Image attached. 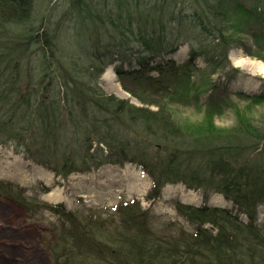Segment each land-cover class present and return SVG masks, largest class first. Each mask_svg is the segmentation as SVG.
<instances>
[{"label": "trees", "instance_id": "16d2710c", "mask_svg": "<svg viewBox=\"0 0 264 264\" xmlns=\"http://www.w3.org/2000/svg\"><path fill=\"white\" fill-rule=\"evenodd\" d=\"M69 1L83 52L62 44L70 25L51 29L34 15L33 0H0V145L64 179L135 163L151 177L149 200L181 183L202 190L204 202L174 201L176 214L193 226L188 231L174 220L155 227L139 198L79 213L29 195L11 179L0 180V197L32 218L58 216L41 237L57 264H264V126L230 97L254 105L264 103V93H228L210 79L230 65L234 47L264 60V0ZM186 43L187 60L168 57ZM200 57L210 70L198 65ZM117 60L120 82L140 105L101 87ZM203 73L199 84L194 76ZM209 91L203 121L173 117L172 105L188 106ZM227 107L238 122L218 127L215 117ZM213 193L237 212L210 205Z\"/></svg>", "mask_w": 264, "mask_h": 264}, {"label": "rangeland", "instance_id": "374dc122", "mask_svg": "<svg viewBox=\"0 0 264 264\" xmlns=\"http://www.w3.org/2000/svg\"><path fill=\"white\" fill-rule=\"evenodd\" d=\"M33 6L34 15L38 19L44 18L47 24L50 23L51 29L57 22L61 23V26L70 25L71 32L67 31V34L70 32L71 35H67V38L62 41L63 45H69L77 52L85 51L78 35L73 34L75 33L73 31L81 29V26H76L75 18L69 16V0H33ZM61 31L66 32L64 29ZM244 41L256 48L251 36L244 37ZM189 52L190 45L186 43L168 57L182 63L188 59ZM128 54H132L131 51ZM239 56L243 58V65L235 64ZM229 60L230 65L226 69L218 70L210 78L220 87L219 90L227 88L228 93L235 91H243L247 94L264 93V60L246 55L241 47H234L230 51ZM197 63L204 70L211 69L203 57H200ZM120 65L122 63L119 60L108 65L100 78V85L107 93L129 99L132 103L140 105L138 99L126 91L120 82L115 71V67ZM132 65H135V61ZM124 68H129V63H124ZM206 75L207 73H203L202 76L197 74L194 79L201 81ZM201 83L202 81L199 84ZM210 92L201 93L199 100L193 101L188 106L172 105L170 108L173 110V117L183 124H197L203 121V110L208 105ZM230 97L237 104L248 109L249 115L256 124L264 126V103L251 104L250 109L248 108L251 106L250 98L233 94H230ZM237 122L233 107L225 108L215 117L216 125L221 128H231ZM6 179L20 183L27 188L29 195H36L41 199H45V192L41 190L43 186L49 189L58 186L62 198L57 202H64L68 208L79 213H87L90 208L113 207L121 200L139 198L142 205L153 213L155 227L174 220L188 231H193V226L176 214L174 201L186 198L189 201L186 203L194 205H202L204 202L202 190L188 189L181 183L167 184L160 198L149 200L147 194L152 186L151 177L135 163H126L124 166L108 164L90 173L72 174L66 179L57 177L44 166L34 163L22 154L15 153L11 144L0 145V180ZM130 182L138 183L136 185L141 190L131 192L127 185ZM212 198L219 199V203L212 204ZM209 204L237 212L234 204L219 193L212 194ZM241 218L244 219V217ZM258 218L260 222H264V202L258 206ZM57 223H59L58 216L49 211L32 218L10 200L0 197V264H57L50 259L41 241L43 234L50 235L48 232L52 229V225Z\"/></svg>", "mask_w": 264, "mask_h": 264}, {"label": "bare ground", "instance_id": "6f19581e", "mask_svg": "<svg viewBox=\"0 0 264 264\" xmlns=\"http://www.w3.org/2000/svg\"><path fill=\"white\" fill-rule=\"evenodd\" d=\"M235 64L236 65H243L244 64V62H243V58L241 57V56H239L238 58H237V60L235 61ZM105 74H107V73H105ZM247 87V86H246ZM248 88V87H247ZM117 181H119V180H117ZM136 184H138V183H134V184H132L131 182L130 183H128L127 185L129 186L128 188H129V190L131 191V192H134V191H140L141 189L136 185ZM122 186V185H121ZM59 190H60V187H58V186H54L49 192H47V193H44V197H45V199H47V200H49V201H52V202H57V201H59L62 197H61V195H60V193H59ZM120 190V189H119ZM118 190V191H119ZM183 201L184 202H189V201H187V199L186 198H183ZM217 203H219V199H216V198H212V204H217Z\"/></svg>", "mask_w": 264, "mask_h": 264}]
</instances>
